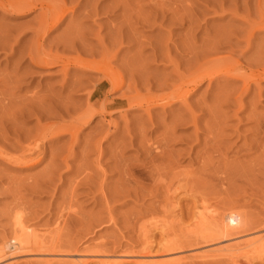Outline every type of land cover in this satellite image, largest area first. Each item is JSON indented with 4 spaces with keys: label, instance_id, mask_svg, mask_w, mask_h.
Masks as SVG:
<instances>
[{
    "label": "rangeland",
    "instance_id": "374dc122",
    "mask_svg": "<svg viewBox=\"0 0 264 264\" xmlns=\"http://www.w3.org/2000/svg\"><path fill=\"white\" fill-rule=\"evenodd\" d=\"M7 1L14 2V0ZM17 1L20 0H15V2ZM55 1L59 3L62 0ZM114 1L99 0L96 3L97 0H64L65 7L70 11L74 9L75 12L74 14L67 13L68 16L61 24L51 31L45 42L46 46H44L46 52L51 48L52 51L49 50L53 52L51 54H67L68 52V54L76 55L83 51L87 56L89 52H93L96 60H100L104 54V59L110 62L113 69L124 72L126 84L122 90L106 94L108 87L102 86L94 93L89 104L86 101L88 90L90 89V92L94 86H97V81L102 79L101 75L91 71L82 73L83 70H80V72L76 71L65 77L58 66L43 67L31 63L25 55L24 58L23 54L27 45L34 42L30 41L34 40L32 29L37 26L39 12L20 16L21 13H7L0 10V34L2 38L4 36V43L7 42L5 46L3 45L5 50L3 48L4 51H0V91L3 90L0 94L2 95L0 101L3 100V105L4 103L10 105H8L9 109L6 106L5 110L8 112L5 111V115L3 114L5 117L0 119V126L2 127L1 124L4 122V127L11 128V134L15 131L26 134L20 139L21 144L40 139L42 135L39 138L38 133L42 134L44 128L52 122L56 123L57 127L56 130L54 126L55 133V130L52 129L53 132L49 133L48 138L42 140L43 152L36 153L26 165L9 164L0 158V249H3L1 252L3 255L0 254L2 259L0 264H44V259L48 261L47 258L58 255L63 256L62 261L64 262H78L84 256L93 254L112 257V259L121 256H138L145 252L146 241L150 243L151 255L161 258L160 262L176 258L189 259L197 252L205 251V247L200 245L187 248L185 245L186 248L177 254V252L163 253L160 246L165 242L176 243L191 236L186 235L184 226L190 224L194 206L199 204L201 198L207 199L208 203L217 210L233 209L234 212L242 215L246 222L248 221L246 228H249L245 229V232L241 231L243 232L240 233L241 235H234L235 237H231L232 239L222 241L219 243L220 246L235 244V241L242 242L252 236L264 235V157H262L264 155L258 157L259 155L253 154L247 159L245 158L246 160L242 158L243 146L250 145L256 135V132L252 130L255 119L252 116L264 118V81L260 82L258 88L252 87L249 92L244 94L241 93L243 91L241 82L232 83L227 79L228 82H226L225 78H222L224 76L211 84L207 80L203 81L197 91L187 98L188 106L198 117L197 128L200 130L197 134L195 128L191 124L189 125V122L191 123L188 119L190 117L188 115L191 114L189 110L190 114L186 113V108L176 101H172V104L167 107L162 105L166 100L159 101L161 97L172 95L179 83L176 74L181 76L184 74L189 77L194 72L207 74L208 71L212 73L211 70L216 74L224 63L230 64L229 67L235 70L238 65L246 70L251 68L253 71L259 64L256 63L257 56L260 59H258L259 65L264 66V58H262L264 57V45H262L264 44V30L259 27L264 25V21L259 19L260 12L264 11V0H116L117 7V4L113 3ZM93 5L98 7L95 17L88 14V11L93 9ZM93 11L91 10L90 13ZM243 13L244 17L242 18ZM246 13L247 15H245ZM258 27L261 29L260 31H257ZM74 40H78L79 43ZM250 40L251 44L248 45L247 42ZM64 41L67 42H65L66 45H70L71 42L74 45H70L72 48L67 46L66 50L62 46H57L56 43L59 45ZM99 41L102 44H99ZM4 43L2 42L1 45ZM115 43L117 47H115ZM103 44L104 46H102ZM55 46L58 50L54 48ZM82 56L85 57V55ZM20 58L22 59L20 60ZM248 59L249 61H247ZM13 74H16L17 77L16 75L14 77ZM128 79L132 82V84L129 82L130 86L136 87L138 94L145 96L148 98L146 100L150 101L148 103L143 101L142 108L136 107L127 110V101L123 98L126 95L123 94L135 95L134 91L126 89ZM14 81L16 82L14 83ZM6 85L9 86V89ZM241 94L243 95L241 101L244 105L243 112L235 118L234 111L238 109L236 102ZM1 97H7L10 102L7 98L1 100ZM156 97L158 99L154 100ZM49 98L53 100V106ZM34 99L35 101H33ZM31 101L33 103L29 105ZM57 101L59 105H57ZM11 103L17 104L20 108ZM54 103L58 106L57 108L62 109L63 119L58 113H54L59 110L55 108ZM33 105L35 108L40 107L44 113L46 112L45 114H48L45 115L40 125H36L34 118L36 112L32 113L33 115L25 113L26 108L29 109ZM88 105H93L94 112L98 111L100 115L94 116L87 125L80 126L74 121L78 118L76 116L87 111ZM103 105H106L107 111ZM14 108L20 109V111ZM146 108L150 111L151 119L146 113L148 111ZM100 109H103L104 112H99ZM182 115H185L184 118L187 119L183 118V121H179L178 118L183 117ZM6 118L7 120L11 118L8 120L10 123ZM14 127L16 128L14 129ZM71 128L73 130H70ZM169 128L170 130L174 129V134L172 132L170 136L167 131ZM143 130L144 132H142ZM61 131L65 133L57 138H49V136H53L52 134ZM66 132H68L67 135ZM164 135L168 136V138L164 137V141L171 136H174L171 137L172 139L177 138V141L172 140L173 142H171L169 139L170 142L166 140L165 144ZM0 140L1 152L18 153L19 150L13 143L15 139L12 135L6 140ZM164 144L167 146L165 153L168 151L167 154H170L172 161L171 157H174L176 165H173L177 168L175 169L174 166L175 170L173 169L174 171L162 180L157 176L154 177L152 164L153 162L157 163V159L161 160V158H155L154 152H156L157 145L163 147ZM205 149L207 152L203 151ZM214 150L217 153L213 152ZM168 155H163L162 160H164V156L169 158ZM203 156H207L204 159L209 157L208 161L215 158L214 162H209L212 170L206 163L204 164L208 167L202 166L201 157ZM218 156L221 159L217 158L218 162H215ZM151 157L153 162L150 161ZM167 157L159 163L161 165L163 163L164 166V162L169 160ZM249 158L250 160L256 158V160H252L257 162H248ZM147 162H152V164L148 163L147 166ZM160 164L157 163V167H160ZM142 165L145 166V170ZM149 166L153 171L148 168ZM221 166H225L223 171ZM190 168L191 171H189ZM189 174L191 175L189 176ZM152 175L154 178L151 177ZM154 180L156 184L153 182ZM168 180L173 182L168 184L170 187L173 185L170 188L171 191L177 187V180L183 183L179 182L181 186L188 185L187 187L192 188L193 184V196L181 191L169 198L168 194L170 193L165 190ZM160 181L163 183L160 184ZM157 183L158 186H156ZM138 184L140 185L138 186ZM152 192L153 194H151ZM16 214L22 219L27 232L38 234V237L48 236L53 232H62L60 239L64 244L63 252L57 251L54 253L55 255L53 253V255L48 253L37 255L31 251H24V253L14 250L8 241L11 238L13 218ZM162 220L163 223L166 221L168 224L175 223L169 228L170 230L168 229L164 233L158 230L154 231L153 228H150L151 226L149 227L155 222L162 224ZM168 224L166 226H170ZM144 225L149 231L146 238L140 230ZM4 242L9 245H7L9 248H3ZM261 255L264 256V253ZM262 259L264 257L252 261L251 264H264ZM183 264L228 263L223 260L190 259Z\"/></svg>",
    "mask_w": 264,
    "mask_h": 264
},
{
    "label": "bare ground",
    "instance_id": "6f19581e",
    "mask_svg": "<svg viewBox=\"0 0 264 264\" xmlns=\"http://www.w3.org/2000/svg\"><path fill=\"white\" fill-rule=\"evenodd\" d=\"M55 1V0H54ZM53 0H20V1H17V2H15V0H14V2H9V1H5V0H0V10H3V11H5V12H7V13H21L20 14V16L21 15H23V16H27V15H29L30 13H33V12H36V11H38L39 13H38V15H37V18H38V21H37V26H36V28H34V29H32V34H34V40H32V41H30V42H33L32 44H29V45H27V49L25 48V51H24V48H23V51H24V54H23V56L25 55L26 57H27V59L31 62V63H33V64H35V65H37V66H43V67H55V66H58L59 68H61V72L63 73V75L66 77V76H68L69 74H74L76 71H78V72H80V70L82 71V73H85V71H89V73H90V71L91 72H95V73H98V74H100L101 75V77H102V79H100L99 80V82L97 81V86H94L93 87V90L91 89V91L89 92V90H88V94H87V102H88V104L91 102V100H92V97H93V95H94V93L98 90V89H100L102 86H106V87H108V91H107V93L106 94H110V93H112V92H116V91H120V90H122L124 87H125V84H126V81H125V78H124V72L122 73L120 70H116V69H113L112 67H111V64H110V62H107L105 59H104V57L105 56H103L102 55V59L100 58V60H96L95 59V54L93 53V52H89L88 54H87V56H86V52H79L78 54H76V55H72V54H68V52H67V54L66 53H62V54H51V53H53V52H50V51H52L51 50V48H49V46H48V48H49V50L46 52L45 50H44V46H46L45 45V42H46V40H48L47 38H48V36H49V34L51 33V31H53V30H55V28H57V26L59 25V24H61V22L68 16V14L67 13H71V14H74V9H71V11H70V9L68 10L65 6V2H64V0H62V1H60L59 3L57 2L56 3V1L54 2ZM98 1L99 0H97V2L96 3H98ZM114 1V0H113ZM116 1V0H115ZM115 1L113 2L114 3V5L115 4H117V1H116V3H115ZM232 2H234V1H232ZM96 3H94V4H96ZM121 3V2H120ZM231 4V3H230ZM121 5V4H120ZM232 5V4H231ZM94 6V5H93ZM118 6V4L116 5V7ZM233 7V6H232ZM86 8H88V7H86ZM90 8V7H89ZM115 8V7H114ZM256 8H258V7H256ZM97 9H98V7H97V5L96 6H94L93 7V9H91V10H94L93 12H91L90 13V11L91 10H89L88 11V14L91 16V17H95L96 16V14H97ZM126 9V8H125ZM229 9V8H228ZM232 9V8H231ZM114 10V9H113ZM115 10H116V8H115ZM121 10V9H120ZM123 10V9H122ZM247 10V9H246ZM70 11V12H69ZM224 11H225V9H224ZM234 11H235V9H234ZM233 11V12H234ZM257 11V10H256ZM96 12V13H95ZM229 12V11H228ZM249 12V11H248ZM253 12H254V10H253ZM86 13V12H85ZM222 13V12H221ZM95 14V15H94ZM122 14V13H121ZM131 14V13H130ZM233 15V14H232ZM245 15H247V13L245 14ZM259 16H261L259 19H262V21H264V11H261L260 12V15ZM233 17H234V15H233ZM242 18L244 17V13H243V16H241ZM255 17V16H254ZM123 18V17H122ZM131 18V17H130ZM246 18H248V17H246ZM239 19V18H238ZM258 19V20H259ZM129 20V19H128ZM243 20H245V19H243ZM251 20V19H250ZM125 21V20H124ZM261 21V22H262ZM244 24V23H243ZM246 24H249V23H246ZM253 25H254V23H253ZM81 26V25H80ZM248 27V26H247ZM262 30H264V25H261V26H259ZM259 27H258V29H257V31L259 30H261V29H259ZM255 28V27H254ZM77 29V28H76ZM246 29V28H245ZM248 29V28H247ZM253 29V28H252ZM130 30V29H129ZM254 30V29H253ZM73 31V30H72ZM77 31V30H76ZM119 31V30H118ZM226 31V30H225ZM235 31V30H234ZM3 32V31H2ZM132 32V31H131ZM223 32H224V30H223ZM222 32V33H223ZM238 32H240V31H238ZM249 32V31H248ZM262 32V31H261ZM65 33V32H64ZM81 33V32H80ZM254 33V32H253ZM253 33H252V37H253ZM130 34V33H129ZM238 34V33H237ZM3 35V34H2ZM133 35V34H132ZM235 35V34H234ZM239 35V34H238ZM62 36V35H61ZM60 36V37H61ZM117 37V36H116ZM132 37V36H131ZM225 37H226V35H225ZM3 38H4V36H3ZM3 38L1 37V34H0V45H1V43L3 42L4 43V41L5 40H3ZM230 38V37H229ZM6 39V38H5ZM59 39V38H58ZM120 39V38H119ZM118 39V40H119ZM226 39H227V37H226ZM236 39H238V38H236ZM250 39V38H249ZM56 40V39H55ZM61 40V39H60ZM113 40H115V39H113ZM121 40V39H120ZM119 40V41H120ZM128 40V39H127ZM222 40H223V38H222ZM260 40V39H259ZM58 41V40H57ZM67 41V40H66ZM66 41H64V43L63 42H60V44L58 45V43H56L57 44V46L59 47V46H62L65 50L67 49V46H70V45H72L73 43V40H72V42H71V44L70 45H66L65 44V42ZM71 41V40H70ZM75 41V40H74ZM78 40H76L75 42L76 43H79V42H77ZM226 41V40H225ZM18 43H20L19 41H17ZM17 42H15V43H17ZM100 43L99 44H102L101 43V41H99ZM116 43H117V41H115ZM224 42V41H223ZM222 42V43H223ZM251 40L250 41H248L247 42V44L248 45H250L251 43ZM5 43H7V42H5ZM2 44L1 45V49H0V51H4L5 50V47H3V45L5 46L6 44ZM17 43V44H18ZM62 43V44H61ZM67 43V42H66ZM114 44L115 45V47H117L116 45L117 44ZM130 43V42H129ZM228 43V42H227ZM55 44V43H54ZM81 44V43H80ZM221 44V43H220ZM74 45V44H73ZM97 45V44H96ZM262 45H264V44H262ZM29 46V47H28ZM57 46H55L54 48H56L57 49ZM102 46H104V44L102 45ZM261 46V45H260ZM51 47V46H50ZM71 48H72V46H70ZM69 47V48H70ZM119 47V46H118ZM259 47V46H258ZM262 47V46H261ZM260 47V48H261ZM3 48H4V50H3ZM53 48V47H52ZM105 48V47H104ZM55 50V49H54ZM58 50V49H57ZM72 51H75V50H73V49H71ZM106 50V49H105ZM252 50V49H251ZM22 51V52H23ZM85 51V50H84ZM107 51V50H106ZM21 53V52H20ZM26 53V54H25ZM56 53H57V51H56ZM84 53V54H83ZM104 53V52H103ZM258 53V52H257ZM85 55V57L84 56H82V55ZM262 54V53H261ZM22 56V55H21ZM23 56H22V58H23ZM25 56H24V58H25ZM98 56V55H97ZM156 57V56H155ZM19 58V57H18ZM22 58H20V60L22 59ZM262 58H264V57H262ZM131 59V58H130ZM129 59V60H130ZM259 58H258V56H257V62L256 61H254V62H256L257 64L259 63L260 64V59L258 60ZM133 60V59H132ZM217 61V60H216ZM215 61V62H216ZM247 61H249V59L247 60ZM18 62H19V60H18ZM248 63V62H247ZM121 64V63H120ZM128 64V63H127ZM132 64V63H131ZM229 64V63H228ZM250 64V63H249ZM258 64V66H256V68L255 67H253V68H255V70H253L252 71V69L250 70H246V69H244V68H242V67H240V66H238V65H236L237 66V68H236V70L235 69H232V68H230L229 67V65H227L226 63H224L223 64V66L221 67V69L219 68L218 69V71L216 72V74L211 70V72L212 73H214V74H212V73H210V71H208L209 73H207V74H196L195 72L193 73V74H191V75H189V77H186V76H184V74H182V76L181 75H179V74H176V75H178V78H179V83H178V85L175 87V90L173 91V93H172V95L171 96H164V97H161L160 98V100L159 101H165L166 100V102L164 103V104H162L163 106H166L167 107V105H170V104H172V101H176V102H178V103H180L181 105H183L185 108H186V113H189L190 114V112H191V114L190 115H188V116H190L188 119H190L189 121H191V123L189 122V125L191 124L194 128H195V133L197 134V132H199L198 130H200V129H198L197 128V119H198V117H196V114H194L193 113V110H191L192 108H190L189 106H188V104H187V98H188V96L190 95V94H192L193 92H195V91H197V88H198V86H200V84L203 82V81H205V80H207L208 81V83L209 84H211L212 82H214L215 80H217V79H220V77H222V76H224V77H222L223 79L225 78V80L227 79L229 82H232V83H234V82H241L242 83V94H244V93H247V92H249L250 90H251V88L252 87H257L258 88V86L260 85V82L261 81H264V66H262V64L261 65H259ZM119 65V64H118ZM252 65V64H251ZM256 65V64H255ZM198 66V65H197ZM245 66V65H244ZM118 67V66H117ZM199 68V67H198ZM248 68V67H247ZM130 69V68H129ZM192 69V68H191ZM190 70V69H189ZM16 71V70H15ZM176 71V70H175ZM192 71H194V70H192ZM216 71V70H215ZM134 72V71H133ZM192 73V72H191ZM205 73V72H204ZM10 74V73H9ZM87 74V73H86ZM189 74V73H188ZM187 74V75H188ZM5 75V74H4ZM14 75V74H13ZM12 75V76H13ZM16 75V74H15ZM15 75H14V77H15ZM23 75V74H22ZM28 75V74H27ZM12 76L10 77L11 79H12ZM2 77V76H1ZM16 77H17V75H16ZM19 77V76H18ZM131 76H130V80H131ZM135 78V77H134ZM139 79V78H138ZM2 80V79H1ZM4 80V79H3ZM14 80V79H13ZM17 80V79H16ZM129 80V79H128ZM127 81L128 83V85H127V91H130V90H132V91H134L135 92V95L134 96H127V95H131V93L130 94H123V95H126V96H123V98H125V100L127 101V107H128V109L127 110H132V109H134V108H136V107H140V108H142V102L143 101H146V103H148V102H150V101H147L148 100V98H146L145 96H141L140 94H138V90H137V88L136 87H132V86H130V84H129V82L132 84V82L131 81ZM226 80V82H228ZM6 81V80H5ZM18 81V80H17ZM77 81H78V79H77ZM16 81H14V83H15ZM1 83V82H0ZM8 83V82H7ZM74 83V82H73ZM3 84V83H2ZM82 84V83H81ZM75 85V84H74ZM73 85V86H74ZM226 85V84H225ZM224 85V86H225ZM7 86V85H6ZM78 86V85H77ZM80 86H82V85H80ZM90 86V85H89ZM161 86V85H160ZM8 87V89H9V86H7ZM216 87V86H215ZM222 87V86H221ZM229 87V86H228ZM239 87V86H238ZM12 88H14V87H12ZM78 88V87H77ZM161 88V87H160ZM218 88V87H217ZM241 88V87H240ZM64 89V88H63ZM74 89V88H73ZM234 89V88H233ZM237 89V88H236ZM10 90H12V89H10ZM150 90V89H149ZM219 90V89H218ZM224 90V89H223ZM227 90V89H226ZM3 91V90H2ZM2 91H0V94H1V92ZM6 91V90H5ZM14 91V90H13ZM12 91V92H13ZM47 91V90H46ZM77 91H78V89H77ZM49 92V91H48ZM79 92V91H78ZM149 92V91H148ZM81 93V92H80ZM84 93V92H83ZM129 93V92H128ZM4 94V93H3ZM6 94H8V93H6ZM42 94V93H41ZM105 94V93H104ZM229 94V93H228ZM227 94V95H228ZM240 95V98L237 100V104H238V109H237V111H234L235 113H234V117L236 118L237 116H238V114L239 113H241V112H243V104L241 103V101H242V96L243 95ZM223 95V94H222ZM0 96H2V95H0ZM4 96H6V95H4ZM8 96V95H7ZM11 96H13V95H11ZM35 96V95H34ZM45 96V95H44ZM38 97V96H37ZM37 97H35V98H37ZM46 97V96H45ZM68 97V96H67ZM157 97H160V96H157ZM155 98L154 100H157L158 98ZM225 97H226V95H225ZM224 97V99H226ZM7 98V97H6ZM6 98H2L1 97V100L2 99H6ZM150 98V97H149ZM219 98V97H218ZM12 99V98H11ZM32 99V98H31ZM103 99V98H102ZM147 99V100H146ZM7 100L9 101L10 99H8L7 98ZM51 99L49 98V101H50ZM217 100V99H216ZM228 100V99H227ZM226 100V101H227ZM27 101H29V100H27ZM26 101V102H27ZM33 101H35V99L33 100ZM52 101V106H53V100H51ZM51 101H50V103H51ZM59 101V100H58ZM56 102L57 103V105H59L58 103L59 102ZM70 101V100H69ZM254 101V100H253ZM3 100L2 101H0V119L2 120V118H4L5 116H3V114L5 113V111H6V113L8 112L7 110H5V109H7V107H8V105H6L5 103H4V105H3ZM10 102V101H9ZM25 102V103H26ZM44 102V101H43ZM55 102V101H54ZM224 102H225V100H224ZM255 102V101H254ZM31 104H29V105H32V101L30 102ZM37 103V102H36ZM36 103H34V104H36ZM42 103V102H41ZM49 103V104H50ZM108 103V102H107ZM213 103H215V102H213ZM12 104V103H11ZM14 104L15 103H13L12 105L14 106ZM20 104V103H19ZM43 104V103H42ZM44 104H45V102H44ZM65 104V103H64ZM71 104V103H70ZM145 104V103H144ZM255 104H256V102H255ZM16 106H17V104H15ZM54 105H55V108H57L58 106H56V104L54 103ZM161 105V106H162ZM195 105V104H194ZM215 105V104H214ZM226 105V104H225ZM7 106V107H6ZM10 106V105H9ZM39 106V105H38ZM41 106V105H40ZM104 106V105H103ZM162 106V107H163ZM213 106V105H212ZM219 106V105H218ZM223 106V105H222ZM231 106V105H230ZM4 107H6V108H4ZM17 107H19V106H17ZM29 107V106H28ZM62 107V106H61ZM93 105H88V107H87V111L85 112H82L81 114H80V116L78 115V116H76V117H78V118H76L75 119V123H77V124H79L80 126H85V125H87L88 123H89V121L91 120V119H93V117L94 116H96V115H100V113H98V111L97 112H94L95 110H93ZM124 107V106H123ZM20 108V107H19ZM26 108V107H25ZM40 107H37V108H35V106L33 105V107H30L29 109H27L26 108V110H25V113L27 114H29V113H35L36 112V114H35V116H34V118H35V120H36V125H40V123H41V121L43 120V118L45 117V115L47 116L48 114H45L44 113V111L41 109V111H39L40 109H39ZM68 108V107H67ZM77 108V107H76ZM79 108V107H78ZM81 108V107H80ZM209 108V107H208ZM217 108V107H216ZM219 108V107H218ZM8 109H9V107H8ZM15 109V108H14ZM38 109V110H37ZM44 109V108H43ZM57 109H59V108H57ZM56 109V110H57ZM104 109L106 110V105L104 106ZM148 111H146V113L148 114V116L150 117V119H151V116L149 115L150 114V111H149V109L148 108H146ZM211 109V108H210ZM15 110H18V109H15ZM21 110H24V109H21ZM50 110V109H49ZM61 110V111H60ZM65 110V109H64ZM76 110V109H75ZM78 110V109H77ZM101 110V109H100ZM144 110V109H143ZM190 112H189V111ZM209 110V109H208ZM217 110V109H216ZM18 111H20V109L18 110ZM45 111H46V108H45ZM47 111H48V108H47ZM51 111V110H50ZM107 111V110H106ZM137 111V110H136ZM221 111V110H220ZM250 111H252V110H250ZM68 112V111H67ZM73 112H74V110H73ZM99 112H104L103 111V109L101 110V111H99ZM183 112V111H182ZM253 112V111H252ZM13 113H15V112H13ZM20 113V112H19ZM22 113H23V111H22ZM54 113H58L59 114V116L62 118V117H64V114L62 113V109H59L58 110V112L57 111H55ZM53 113V114H54ZM75 113V112H74ZM105 113H107V112H105ZM144 113V112H143ZM184 113V112H183ZM182 113V114H183ZM249 113V112H248ZM16 114V113H15ZM14 114V115H15ZM24 114V113H23ZM103 114V113H102ZM125 114H126V111H125ZM124 114V115H125ZM223 114V113H222ZM5 115V114H4ZM7 115V114H6ZM21 115V114H20ZM33 115V114H32ZM50 115V114H49ZM67 115V114H66ZM69 115V114H68ZM143 115V114H142ZM250 115H252V114H250ZM249 115V117L251 118V116ZM254 115V114H253ZM9 116V115H8ZM52 116V115H51ZM58 116V117H59ZM183 116V115H182ZM185 116V115H184ZM184 116L183 117H179L178 119H179V121H183V118H184ZM186 116H187V114H186ZM187 116V117H188ZM224 116V115H223ZM7 117V116H6ZM11 117V116H10ZM30 117H32V116H30ZM57 117V116H56ZM71 117H72V115H71ZM176 117V116H175ZM248 117V118H249ZM253 117V119H254V127L252 128V130L253 131H255L256 132V135H255V138H254V140L252 141V142H250V145H244L243 146V159H247V157H249V156H251V155H255V156H257V155H259L258 157H260V156H262V155H264V118H261L260 119V117H258V118H256V117H254V116H252ZM60 118V119H61ZM70 118V117H69ZM11 119V118H10ZM10 119H8V120H10ZM59 119V118H58ZM63 119V118H62ZM125 119L127 120V118L125 117ZM137 119H138V117H137ZM182 119V120H181ZM185 119H187V118H184V120ZM230 119H231V117H230ZM252 119V118H251ZM4 120V119H3ZM6 120H7V118H6ZM7 120V121H8ZM65 120V119H64ZM110 120V119H109ZM142 120V119H141ZM175 120V119H174ZM220 120V119H219ZM227 120V119H226ZM47 121V120H46ZM146 121H147V119H146ZM153 121V120H152ZM177 121V120H176ZM178 121V122H179ZM222 121V120H221ZM240 121V120H239ZM1 122V121H0ZM9 122V121H8ZM109 122V121H108ZM149 122V121H148ZM171 122V121H170ZM223 122H225V121H223ZM4 123V122H3ZM3 123L1 124L2 125V127L0 128V135H1V138L0 139H2V140H6L10 135H12L13 137H14V141H13V143H15V145L17 146V148H18V150L20 151H18V153L17 152H12V153H3V152H1L0 151V158L2 159V160H4L5 162H7V163H9V164H15V165H26L28 162H30L31 160H32V158L36 155V153H41V152H43V148H44V144L42 143V140H44L45 138H48V135H49V133L50 132H53V130L52 129H54V126H55V124L56 123H50V125L47 127L46 126V128H44V130L42 131V134H40V133H38L39 135H38V137L40 136V135H42L41 136V138L40 139H37V140H33V141H29L28 143H26V144H21L22 142H20V139L22 138V137H25V135L26 134H22L21 132H18V131H15V133H12L11 134V128L9 129V127H4L3 126ZM5 123H7V122H5ZM10 123V122H9ZM13 123V122H12ZM152 123V122H151ZM177 123V122H176ZM52 124V125H51ZM117 124V123H116ZM220 124H221V122H220ZM225 124V123H224ZM224 124H223V126H224ZM5 125V124H4ZM7 125V124H6ZM143 125V124H142ZM176 125V124H175ZM185 125H187V124H185ZM226 125V124H225ZM11 126H12V124H11ZM15 126V125H14ZM188 126V125H187ZM186 126V127H187ZM207 126V125H206ZM222 126V125H221ZM19 127V126H18ZM43 127H45V126H43ZM56 127V126H55ZM139 127V126H138ZM174 127V126H173ZM177 127V126H176ZM211 127V126H210ZM16 127H14V129H15ZM36 128V127H35ZM37 128H38V126H37ZM69 128V127H68ZM77 128V127H76ZM141 128V127H140ZM165 128V127H164ZM56 130H57V127L55 128ZM54 129V130H55ZM212 129V128H211ZM220 129V128H219ZM222 129V128H221ZM20 130H21V128H20ZM39 130H40V128H39ZM52 130V131H51ZM56 130L54 131V133L56 132ZM63 130V129H62ZM70 130H73L72 128L70 129ZM78 130V129H77ZM167 130V129H166ZM174 130V129H173ZM173 130H170V128L167 130V131H169V133H168V135L170 136V135H172L171 133L173 132ZM215 130V129H214ZM217 130V129H216ZM12 131H13V129H12ZM26 131V130H25ZM25 131H23V133H25ZM28 131V130H27ZM63 131H67V130H63ZM69 131V130H68ZM141 131V130H140ZM213 131V130H212ZM218 131V130H217ZM40 132V131H39ZM142 132H144V130L142 131ZM206 132H207V130H206ZM254 132V133H255ZM62 133H65V132H58V133H56V134H52L53 136H49V138H51V137H55V138H57V137H59V136H61L62 135ZM67 133L68 132H66V135H67ZM139 133V132H138ZM163 133V132H162ZM70 134V133H69ZM73 134H74V132H73ZM164 134V133H163ZM173 134H174V132H173ZM28 135V137H29V134H27ZM144 135V134H143ZM221 135V134H220ZM141 136V135H140ZM139 136V137H140ZM197 136V135H196ZM74 137V136H73ZM161 137V136H160ZM164 137L165 138H168V136L166 135H164L163 136V141H164ZM171 137H174V136H171ZM169 138L170 140H171V142H173V141H175L177 138ZM176 137V136H175ZM219 137V136H218ZM224 137V136H223ZM12 138V137H11ZM33 138V137H32ZM35 138V137H34ZM179 138V137H178ZM199 138V137H198ZM209 138H211V137H209ZM220 138V137H219ZM53 139V138H52ZM143 139V138H142ZM169 139H166V140H168L169 142H170V140ZM27 140H28V138H27ZM46 140V139H45ZM57 140V139H56ZM72 140V139H71ZM166 140L164 141L165 142V144H166ZM173 140V141H172ZM1 141V140H0ZM148 141V140H147ZM177 141V140H176ZM44 142V141H43ZM163 142V143H164ZM24 143V142H23ZM144 143V142H143ZM159 143V142H158ZM157 143V144H158ZM168 143V142H167ZM179 143V142H178ZM208 143V142H207ZM206 143V144H207ZM219 143V142H218ZM251 143H252V145H251ZM163 145V147L161 146H159V145H157V147H156V149H155V151L156 152H154L155 153V158L157 159V158H161V160L160 159H157L158 160V162L155 160V162H157L158 164H160L159 162H163L164 160H165V157H167V156H164V160H162V156L163 155H168L167 154V152L168 151H166V153H165V150H167V146L166 145ZM222 144V143H221ZM224 144V143H223ZM139 145V144H138ZM161 145V144H160ZM96 146V145H95ZM191 146V145H190ZM206 146V145H205ZM151 147V146H150ZM208 147V146H207ZM15 148V147H14ZM142 148V147H141ZM166 148V149H165ZM221 148V147H220ZM223 148V147H222ZM242 148V147H241ZM149 149V148H148ZM209 149V148H208ZM1 150V149H0ZM4 150V149H3ZM146 150V149H145ZM207 149H205V150H203V151H206ZM147 151V150H146ZM150 151V150H149ZM171 151V150H170ZM179 151V150H178ZM200 151V150H199ZM198 151V152H199ZM241 151V150H240ZM253 151V153H251ZM197 152V153H198ZM202 152V151H201ZM207 152V151H206ZM213 152H216L217 153V151H213ZM219 152V151H218ZM54 153V152H53ZM152 154V153H151ZM180 154V153H179ZM178 154V155H179ZM196 154V153H195ZM204 154H205V152H204ZM241 154V153H240ZM154 155V154H153ZM170 155V154H169ZM168 155V156H169ZM177 155V156H178ZM208 155V154H207ZM210 156H211V154H209ZM217 155V154H216ZM199 156H200V153H199ZM74 157V156H73ZM153 157V156H152ZM151 157V158H152ZM173 157V156H172ZM171 157V159H173V161L172 160H170V156H169V160H166L165 162H166V164H165V162H164V166H163V163H162V165L160 166V167H157V163H154L153 161V158L151 159L150 158V161H152L153 162V164H152V162H147V166H148V163H151L153 166H154V168H152L153 170H154V173H153V175H154V177H159V178H161L162 180L168 175V174H171V172L172 171H174L177 167L175 166L176 165V161H174V157L172 158ZM204 157H207V156H203V157H201L202 158V160H201V162L203 163V167L204 168H206V167H210V169H211V166H210V163H212V162H214V159L215 158H211L212 159V161H211V159H210V161H208V158L207 159H204ZM262 157H264V156H262ZM178 158H179V156H178ZM217 158H218V160H219V158L221 159V157L220 156H218V157H216V160H215V162L217 161ZM223 158H225V157H223ZM195 159V158H194ZM204 159V160H203ZM234 159V158H233ZM245 159V160H246ZM253 159V158H252ZM250 160V158H249V161L248 162H252L254 159L256 160V158H254L253 160ZM259 159V158H258ZM50 160H51V158H50ZM160 160V161H159ZM149 161V160H148ZM167 161H168V163H167ZM208 161V162H207ZM221 161V160H220ZM236 161V160H235ZM234 161V162H235ZM242 161V160H241ZM240 161V162H241ZM210 162V163H209ZM218 162V161H217ZM224 162V161H223ZM248 162H247V164H248ZM254 162H257V161H253V163ZM51 163V162H50ZM197 163V162H196ZM202 163H200V164H202ZM204 163H206V164H208V166H206V164H204ZM221 163V162H220ZM241 163H243V161L241 162ZM151 164H149V165H151ZM156 166H155V165ZM173 164H175V165H173ZM225 164V163H224ZM229 164V163H228ZM49 165V164H48ZM146 165V164H145ZM152 165H151V167H152ZM173 165V166H172ZM218 165V164H217ZM221 165H222V163H221ZM249 165V164H248ZM255 165V164H254ZM55 166V165H54ZM143 166V165H142ZM175 166V167H174ZM219 166H220V164H219ZM242 166V165H241ZM145 166H143L142 168L145 170V168H144ZM151 167L149 166L148 168H150L151 169ZM175 169H174V168ZM202 167V169H204ZM222 167V166H221ZM225 167V166H224ZM224 167H222V171H223V168ZM248 167V166H247ZM127 168V167H126ZM148 168H146V169H148ZM179 168V167H178ZM220 168V167H219ZM235 168V167H234ZM128 169V168H127ZM151 169V170H152ZM174 169V170H173ZM218 169V168H217ZM48 170V169H47ZM149 170V169H148ZM150 170V171H151ZM152 170V171H153ZM180 170V169H179ZM185 170V169H184ZM207 170V169H206ZM205 170V171H206ZM212 170V169H211ZM215 171H216V168L214 169ZM219 170H221V169H219ZM127 171V170H126ZM150 171H148V172H150ZM181 171V170H180ZM189 171H191V168H190V170ZM188 171V172H189ZM204 171V170H203ZM118 172H119V170H118ZM130 172V171H129ZM147 172V173H148ZM178 172V171H177ZM128 173V172H127ZM132 173V172H131ZM216 173V172H215ZM218 173H220L219 171H218ZM225 173V172H224ZM224 173H222V175H224ZM126 174V173H125ZM78 175V174H77ZM80 175V174H79ZM129 175H130V173H129ZM153 175L151 176V177H153ZM185 175V174H184ZM191 174H189V176H190ZM212 175V174H211ZM127 176H128V174H127ZM126 176V177H127ZM172 176V175H171ZM187 176V175H186ZM202 176V175H201ZM225 176V175H224ZM47 177V176H46ZM49 177V176H48ZM130 177V176H129ZM153 177V178H154ZM173 177V176H172ZM177 177V176H176ZM192 177V176H191ZM209 177V176H208ZM211 177V176H210ZM215 177H216V175H215ZM196 178V177H195ZM134 179V178H133ZM174 179V178H173ZM172 179V180H173ZM222 179H224V178H222ZM222 179H221V181H222ZM189 180H190V178H189ZM192 180H193V178H192ZM197 180V179H196ZM86 181V180H85ZM89 181V180H88ZM134 181V180H133ZM166 181V180H165ZM168 181H170V182H168ZM167 181V185L165 186V190H166V192H168V193H170V194H168L169 195V198H172L174 195H176V193H178V192H183L184 194H187V195H189V196H193V190H192V188H193V184H192V188L191 187H185V186H181V185H179V182H181V181H179V180H177V182H178V185H177V187L173 190V191H171V187L173 186V185H171V187L168 185L169 183L171 184V183H173L171 180H168ZM183 181V180H182ZM186 181H187V179H186ZM211 181V180H210ZM219 181H220V179H219ZM224 181V180H223ZM129 182V181H128ZM136 182V181H135ZM134 182V183H135ZM153 182H155V180L153 181ZM183 182H185V181H183ZM191 182V181H190ZM194 182V181H193ZM214 182V181H213ZM227 182V181H226ZM89 183V182H88ZM137 183V182H136ZM160 184L161 183H163L162 181H160L159 182ZM165 183V182H164ZM182 183V182H181ZM207 183V182H206ZM211 183V182H210ZM209 183V184H210ZM155 184H156V182H155ZM183 184V183H182ZM212 184V183H211ZM140 184H138V186H139ZM222 185V184H221ZM156 186H158V183H157V185ZM159 186H161V187H163L162 185H159ZM209 186V185H208ZM211 186V185H210ZM214 188V187H213ZM163 189V188H162ZM212 189V188H211ZM195 190V189H194ZM209 190V189H208ZM150 191V190H149ZM215 191V190H214ZM222 191V190H221ZM99 192V191H98ZM156 193V192H155ZM140 194V193H139ZM151 194H153V192L151 193ZM195 194V193H194ZM202 194V193H201ZM210 194H212V193H210ZM214 194V193H213ZM216 194V193H215ZM142 195V194H141ZM143 196V195H142ZM167 196V195H166ZM166 196H165V198H166ZM185 196V195H184ZM207 196V195H206ZM205 196V197H206ZM209 196V195H208ZM178 197V196H177ZM195 197V196H194ZM214 197V196H213ZM167 198H168V196H167ZM174 199V198H173ZM172 199V200H173ZM169 201V200H168ZM175 201V200H174ZM198 201V200H197ZM106 202V201H105ZM196 202V201H195ZM171 203V202H170ZM175 204V203H174ZM173 204V205H174ZM152 205V204H151ZM224 205V204H223ZM177 207V206H176ZM223 207V206H222ZM166 208V207H165ZM183 210V209H182ZM235 210V209H234ZM23 212V211H22ZM153 212V211H152ZM163 212V211H162ZM167 213V212H166ZM26 214V213H25ZM146 214V213H145ZM24 215V214H23ZM189 215V214H188ZM32 216V215H31ZM63 216V215H62ZM30 217V216H29ZM155 221V220H154ZM165 221V220H164ZM176 221V220H175ZM168 221H166L165 223H163V220H162V224H161V222L160 223H158V222H155V223H153L152 225H149V227L150 228H153V230L155 231V230H158V231H160L161 233H164V232H166L171 226H173V223H175V222H172V221H170V222H172L171 224H170V226H166V224H168L167 223ZM248 222V221H247ZM247 222H246V219L242 216V215H240V214H237V212H234L233 211V209L231 210V209H226V210H217V209H215V208H213L212 207V205L211 204H209L208 203V201H207V199H205V198H201V200H200V202H199V204H197V206H194V211H193V213H192V216H191V218H190V224H185L186 226H184L185 227V229H184V231L185 232H187V234L186 235H191V236H187V237H185L182 241H179V242H176V243H167V242H165V244H163V245H161L160 246V248H162V251H163V253L164 252H166V253H170V252H177V254H178V252H180V251H182V250H184L185 248H186V246H187V248H192V247H197V246H203V247H205V251H202V252H197L195 255H193V256H191L189 259L188 258H176V259H171V261H166V262H160L159 261V259H161V258H159V257H157V256H152L151 255V251H150V243H148L147 241H146V239H145V241H146V243H145V248H144V251L145 252H143V254H141V255H138V256H121V257H118V258H116V259H112V257L110 258V257H107V256H104V255H100V254H93V255H89V256H84V258L83 259H81V260H78V262H74V261H72L73 259L72 258H66L67 260H71L72 262H64V261H62L63 260V256H54V257H49V258H47V260L48 261H46V259H44L45 261H44V264H53V263H55V264H119V263H124V264H126V263H132V264H183L186 260H202V261H208V260H212V261H214V260H223V261H226L228 264H241V262L240 261H243L245 264H251L252 263V261H254V260H256V259H260L261 257H264V256H262L261 254L262 253H264V235H257L256 237H253L252 236V238L250 237V238H248V239H245V240H242V242H236L235 241V244H231V245H223V246H220L221 244H219V243H222V241H227V239H229V238H231V237H233L234 235L236 236V235H241L240 233H243V232H241V231H244L245 229L247 230L248 228H246L247 227ZM185 223V222H184ZM28 224V223H27ZM63 224V223H62ZM145 224V223H144ZM168 224V225H169ZM180 224H181V221H180ZM249 224H250V222H249ZM11 225V224H10ZM175 225V224H174ZM27 226V225H26ZM176 226V225H175ZM251 226V225H250ZM29 227V226H28ZM180 227V226H179ZM257 227V226H256ZM13 229H12V234H11V238L9 239V241L8 242H10L11 244H12V246L11 247H13L14 248V250H19V251H31V253H37V255L40 253L41 255L43 254V253H48L49 255L50 254H54L55 252H59V251H62V248L64 247V244H63V242H62V240L60 239L61 237H60V233H62V232H60V233H56V232H53V234L52 233H50V234H48V236L46 235V236H42V237H38V234L36 235V234H33V232L32 233H29V232H27L28 230H26V228L24 227V225H23V222H22V219L20 218V216H17V214H16V216L13 218V227H12ZM141 228V227H140ZM141 232L144 234V237L149 233V231H147V226H143L141 229ZM170 230V229H169ZM58 231V230H57ZM181 231H182V229H181ZM234 231H236V233H234ZM255 231V230H254ZM153 232V231H152ZM206 232V233H205ZM245 232V231H244ZM260 232V231H259ZM56 233V234H55ZM138 233V232H137ZM169 233V232H168ZM184 233V232H183ZM10 236V235H9ZM234 236V237H235ZM242 237V236H241ZM146 238V237H145ZM66 239V238H65ZM232 239V238H231ZM4 241H6V240H4ZM152 243V242H151ZM186 243V244H185ZM8 244H5V242H4V244H3V248L4 247H7V248H9L8 246H7ZM144 245V244H143ZM153 245V244H152ZM186 245V246H185ZM67 247V246H66ZM202 247V248H203ZM195 249V248H194ZM18 251V252H19ZM1 252H3V249H0V254H1ZM17 252V253H18ZM63 252V251H62ZM67 252V251H66ZM16 253V254H17ZM25 253V252H24ZM10 254V253H9ZM52 254V255H53ZM1 255H3V254H1ZM30 255H32V254H30ZM55 255V254H54ZM57 255V254H56ZM164 255V254H163ZM166 255V254H165ZM14 256V255H13ZM13 256H12V258H13ZM109 256V255H108ZM179 256V255H178ZM1 257V256H0ZM3 257V256H2ZM6 257V256H5ZM15 257V256H14ZM162 257V256H161ZM186 257V256H185ZM10 258V257H9ZM35 258V257H34ZM163 258V257H162ZM64 259H65V257H64ZM164 259V258H163ZM166 259V258H165ZM0 260H2L1 258H0ZM57 260V262H55ZM262 260H264V259H262ZM31 261V260H30ZM60 261V262H59ZM16 263V262H15ZM32 263V262H31ZM243 263V264H244ZM33 264V263H32ZM36 264H38V263H36Z\"/></svg>",
    "mask_w": 264,
    "mask_h": 264
}]
</instances>
